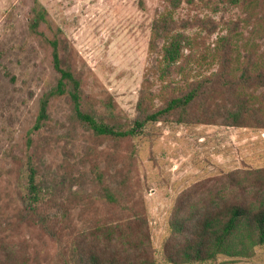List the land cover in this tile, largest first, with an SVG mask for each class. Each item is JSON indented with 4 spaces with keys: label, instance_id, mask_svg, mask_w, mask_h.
<instances>
[{
    "label": "trees",
    "instance_id": "trees-1",
    "mask_svg": "<svg viewBox=\"0 0 264 264\" xmlns=\"http://www.w3.org/2000/svg\"><path fill=\"white\" fill-rule=\"evenodd\" d=\"M197 1L208 0H166L171 10ZM25 24L55 79L9 149L5 173L13 188H5L0 204V264H40L37 252H30L35 243L24 231L38 243L56 244L54 264H209L221 255L227 259L218 264H240L239 257L264 247V164L222 171L179 191L159 259L140 192L138 140L152 142L155 125L264 130L263 108L239 92L264 86V71L253 72L250 58L232 74L230 35L222 38L217 70L168 90L159 103L153 91L140 88L129 116L107 90L101 96L87 91L89 75L75 47L60 27H52L40 2H32ZM194 25L212 33L217 23L200 16L177 21L169 13L151 20L150 46L161 53L169 72L189 41L178 29ZM55 99L65 104L62 118L52 115ZM79 142L84 144L81 151ZM53 152L60 154L54 164L46 160Z\"/></svg>",
    "mask_w": 264,
    "mask_h": 264
},
{
    "label": "rangeland",
    "instance_id": "rangeland-1",
    "mask_svg": "<svg viewBox=\"0 0 264 264\" xmlns=\"http://www.w3.org/2000/svg\"><path fill=\"white\" fill-rule=\"evenodd\" d=\"M34 1L47 9L52 27H60L75 47L89 75L87 91L101 96L107 90L129 116L135 112L140 88L153 91L155 103H159L168 90L217 70L225 35L231 36L232 74H237L250 58L253 72L264 71V0L182 2L174 10L166 0H141L142 6L139 0H0V204L6 199L5 188H13L5 173L11 162L9 149L20 140L39 97L55 79L37 40L26 34L27 11ZM168 13L177 21L200 16L212 17L217 23L212 33L198 25L178 29L189 41L184 43L182 56L172 64L171 72L166 70L158 49L149 43L151 20ZM234 22L238 23L235 28ZM239 92L264 110V86L240 88ZM65 112V104L55 99L53 117L62 118ZM155 126L151 128L152 142L142 137L138 140L137 168L159 259L168 234V213L177 193L194 181L222 171L263 165L264 130L211 124ZM83 145L78 143L79 151ZM46 160L54 164L60 154H47ZM6 209L12 212V206ZM23 235L35 243L30 252H37L40 264H54L55 243H38L28 231ZM225 259L221 255L209 264ZM239 262L264 264V247H254V253L239 257Z\"/></svg>",
    "mask_w": 264,
    "mask_h": 264
}]
</instances>
